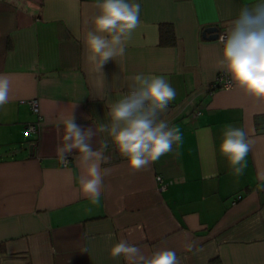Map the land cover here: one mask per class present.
I'll use <instances>...</instances> for the list:
<instances>
[{
  "label": "crops",
  "instance_id": "0c3cea01",
  "mask_svg": "<svg viewBox=\"0 0 264 264\" xmlns=\"http://www.w3.org/2000/svg\"><path fill=\"white\" fill-rule=\"evenodd\" d=\"M136 2L140 26L125 55L101 75L84 62L95 0H0V74L12 81L11 99L0 107V264H125L109 255L122 238L145 255L172 249L184 264H264V191L257 190L264 102L235 86L211 89L220 73L228 76L217 63L219 36L255 0ZM162 24L172 27L173 45L160 44ZM209 26L217 27L216 39L203 38ZM140 73L164 76L175 89L161 119L180 128L182 142L132 172L109 140L102 167L112 171L93 205L79 188L76 153L67 165L58 154L62 121L72 113L82 128L107 124V102L128 92ZM32 98L40 125L28 133L37 120ZM226 125L256 141L240 176L219 152ZM105 139L97 133L92 147ZM157 174L170 182L166 189H158ZM189 241L201 250L187 251Z\"/></svg>",
  "mask_w": 264,
  "mask_h": 264
},
{
  "label": "clouds",
  "instance_id": "9594fccd",
  "mask_svg": "<svg viewBox=\"0 0 264 264\" xmlns=\"http://www.w3.org/2000/svg\"><path fill=\"white\" fill-rule=\"evenodd\" d=\"M97 14L90 20L92 28L83 36L84 62L101 75L109 61L123 57L133 33L140 26L141 6L136 0H95ZM221 45L217 63L229 77L226 87L235 86L254 99L264 102V0H255L239 9L230 22L226 35L219 39ZM129 91L118 99L107 102L108 123L82 128L71 113L63 119V142L58 146L61 160L73 152L82 169L79 177L81 193L93 205L100 203L105 189L104 180L111 174L103 168L108 157L109 140L132 172L148 169L162 156L173 151V145L182 142L179 127L170 125L161 115L175 99L176 91L161 75L143 73L131 77ZM12 81L0 74V107L11 99ZM207 132V129L202 130ZM97 133H105L107 139L98 148L92 147ZM241 127L226 125L219 144L220 154L228 161L232 173L243 174L247 157L255 144ZM258 191H264V175ZM260 222V216L256 223ZM112 239V235H108ZM193 254L201 249L194 241L185 244ZM113 259L123 258L125 264H184V259L172 249L156 250L145 255L139 246L127 239H120L109 249Z\"/></svg>",
  "mask_w": 264,
  "mask_h": 264
},
{
  "label": "built area",
  "instance_id": "2783aa9c",
  "mask_svg": "<svg viewBox=\"0 0 264 264\" xmlns=\"http://www.w3.org/2000/svg\"><path fill=\"white\" fill-rule=\"evenodd\" d=\"M224 35H226V34L223 32V33H221V35H220L219 37L224 36ZM229 82H230V79L228 78V76H226L224 73H220V74L216 77L215 81L212 83V85H211V89H215V88H218V87H221V88H228V87H226V85H227ZM28 103H29V105H30V107H31L32 112L35 113V114L37 115V120H36L35 122H33V123H30V124L28 125V127H27V131H28V133H33V132H36V131L38 130V127H39V125H40V109H39L38 101H37L35 98L29 99ZM198 113H199V112H195V113L193 114V116H196ZM61 161H62V164H63V165H67V163H68V158H67V162H65V161H63V160H61ZM155 181H156L157 184H158V189H159V190H164V189H166V188L168 187V185L170 184L169 181H165V180L163 179V177H162L161 175H159V174H157V175L155 176ZM239 199H240V196H239V195L236 196V197L234 198L233 203H235V202L238 201Z\"/></svg>",
  "mask_w": 264,
  "mask_h": 264
},
{
  "label": "trees",
  "instance_id": "16d2710c",
  "mask_svg": "<svg viewBox=\"0 0 264 264\" xmlns=\"http://www.w3.org/2000/svg\"><path fill=\"white\" fill-rule=\"evenodd\" d=\"M159 41L161 45H173L175 43L174 33L171 26L167 24L160 25Z\"/></svg>",
  "mask_w": 264,
  "mask_h": 264
},
{
  "label": "water",
  "instance_id": "95a60500",
  "mask_svg": "<svg viewBox=\"0 0 264 264\" xmlns=\"http://www.w3.org/2000/svg\"><path fill=\"white\" fill-rule=\"evenodd\" d=\"M208 34V35H206ZM202 36L205 39H216L218 37V29L215 26L206 27L203 32Z\"/></svg>",
  "mask_w": 264,
  "mask_h": 264
}]
</instances>
